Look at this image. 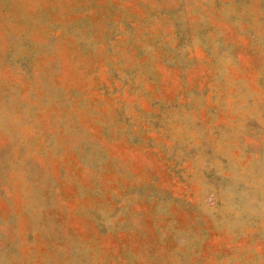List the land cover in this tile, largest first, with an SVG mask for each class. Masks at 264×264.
Masks as SVG:
<instances>
[{"label": "rangeland", "instance_id": "obj_1", "mask_svg": "<svg viewBox=\"0 0 264 264\" xmlns=\"http://www.w3.org/2000/svg\"><path fill=\"white\" fill-rule=\"evenodd\" d=\"M0 264H264V0H0Z\"/></svg>", "mask_w": 264, "mask_h": 264}]
</instances>
